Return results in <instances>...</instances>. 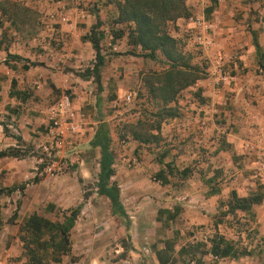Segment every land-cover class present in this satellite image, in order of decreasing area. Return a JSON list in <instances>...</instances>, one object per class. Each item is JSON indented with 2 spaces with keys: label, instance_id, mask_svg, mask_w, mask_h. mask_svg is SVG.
Returning a JSON list of instances; mask_svg holds the SVG:
<instances>
[{
  "label": "crops",
  "instance_id": "0c3cea01",
  "mask_svg": "<svg viewBox=\"0 0 264 264\" xmlns=\"http://www.w3.org/2000/svg\"><path fill=\"white\" fill-rule=\"evenodd\" d=\"M51 2L52 0L41 2L0 0V152L17 147L15 137H19L22 141L19 149L26 153L19 159L0 157V190H5L4 193H0V264H32L21 240L24 237L21 228L30 216L36 214L50 221L51 217L55 216L56 210H70V207H61L60 188L50 189L43 194L38 191L45 185V181L34 182L37 178L35 169L39 166L40 158L31 154L44 145L50 110L60 93L67 89L72 90L75 95L74 106L77 110L88 105L93 106L92 112L95 118L87 119L84 132L82 131L72 143L75 144L77 140L79 143H89V148L96 153L97 180L100 150L92 148L90 144L100 124L104 123L108 128L110 146L115 156L113 165L115 174L111 182L116 183L119 188L120 202L127 218L112 215L109 201L101 197L104 200L100 202L106 204L104 212L109 214V217H105L106 219H119L122 223L124 219L134 218L135 230L134 233H129L132 242L140 236L151 242V237L155 234L150 225L154 223L158 227L167 226L168 223L171 225L179 219L178 217L190 213H193L194 217L189 219L191 223L189 225L211 224L213 228L215 214L217 216L219 208L229 200L230 193L236 192L230 183H228L229 186L226 183L221 185L224 188L222 191L217 186L219 190L213 196H208L209 192L204 194L201 186L199 189L196 188L195 192L187 189L182 192L162 190L151 193L143 190L148 183L147 176L143 173L148 171V158L153 159L155 156L158 157L157 173L161 169L165 170L166 165L173 167V163H177L178 159L186 163H202V165L213 163L226 167L254 166L257 160H260L259 154L264 152V81L262 80L261 84L259 110L240 115L237 121L238 116L225 113L223 117L228 121L226 128L216 126V107L214 106L216 97L213 96L212 89L216 83V64L219 62L217 61L219 56L222 58L230 54L240 55V60H244V67L264 70V0H185L190 14H203L212 24L209 37L213 41V46L208 50L194 49L196 53H192L191 56H195L197 65L208 59L214 71L213 76L206 80H199L196 85L190 87L192 90L196 89L197 96L211 98L210 100L200 99L201 103L195 101L196 97L188 93L189 88L182 91L176 99V104L171 105L176 106L179 116L162 123L160 139L156 144L145 145L131 140L125 144L120 143L122 145L119 149H116L114 136L109 131L108 125V121L115 116L105 118L104 107L108 106L109 102L115 103V99H122L134 88L140 89L147 100L142 77L149 71L162 72L167 66L161 62L160 55L157 61H152L128 54L127 52L132 50L139 54L140 50L128 45L126 33L121 38L112 40L110 31L122 28L114 25L113 22L117 17L115 1L55 0L56 7H60L62 12L68 14L72 13L71 10L79 3L87 10L88 16L75 28L70 25L55 26L53 38L44 19L46 14L53 11L54 6ZM11 5L20 6L28 12L22 11L21 14L9 18ZM96 15L102 23L101 30L105 33L101 42V54L104 57L101 68V93L97 92L96 84L91 77L82 79L79 76L83 71L82 67L88 68L94 62L95 52L84 38L95 24ZM191 27L187 19H178L174 24L169 25V32L179 44L185 43L184 38ZM254 39L259 46V53L254 46ZM187 49L181 48L183 53L193 52ZM87 112L86 114L89 115ZM85 132L87 137L81 142ZM152 133L157 134V131ZM136 149L141 153L142 149H148L152 154L144 156L146 160L137 165L138 174L126 176L122 170L124 164L131 160L124 155L129 152L134 153ZM176 150L179 154L174 156ZM191 153H193L192 157ZM120 155L123 159L121 157L117 159ZM188 167L186 165L185 168ZM170 175L172 174L165 171L163 176L168 182L162 184L157 179L159 183L157 185H169ZM191 175L183 178L178 174L181 183H193L199 180L200 176ZM220 175V171L216 170V181H219ZM210 178H214V174L204 178L206 184ZM261 180L264 185V177ZM124 182L133 184V188L131 185L125 194L120 190V184ZM21 185L24 187L22 192L18 190ZM227 191H229L228 195H224ZM256 192L262 195L261 203L251 208L250 215L241 213L251 217L256 227L255 242L248 238L244 240L245 244L242 245L244 247L240 246L251 251V254L236 260L219 258L216 261L210 256H204L203 264H209L206 261H210L211 264H264V188L260 191L253 190L243 196H239L237 192L236 194L238 197H247ZM95 195L98 196L97 193ZM16 199L20 202L16 203ZM224 199L227 201L224 202ZM126 201L131 203V207L129 206L131 211L127 210ZM86 210L87 206L84 209L81 207L79 216L69 233L70 252L62 255L59 262L49 260L43 261V264H99L101 259L97 260L95 256L93 257L92 248H89L92 244L88 241L92 239L89 231L94 225L91 222L82 223ZM97 212L99 211L95 210L94 218H99ZM14 214H16L15 218H13ZM99 214L102 215L100 212ZM131 214L134 216L130 217ZM227 218H222V222H219L216 217L217 227L224 228V232L229 230L224 221ZM109 228L108 226L104 228L101 237L107 239L113 235L108 232ZM170 232L168 238L172 239L164 240L161 248L156 249L152 255H149L150 249L144 250L152 263L161 264L156 255L157 252H166L165 255L172 256L173 264H186L188 261L186 257L181 259L178 251L191 242L186 240L178 246L174 240L179 234L183 235V231L175 232L171 229ZM124 236L125 228L118 229L116 235H113V237ZM166 242L173 243L172 251L164 250ZM237 245L239 246L238 243ZM78 251L80 252L77 254ZM74 254L81 257L78 262L71 260V255Z\"/></svg>",
  "mask_w": 264,
  "mask_h": 264
},
{
  "label": "rangeland",
  "instance_id": "374dc122",
  "mask_svg": "<svg viewBox=\"0 0 264 264\" xmlns=\"http://www.w3.org/2000/svg\"><path fill=\"white\" fill-rule=\"evenodd\" d=\"M112 1H115L117 3L120 0H112ZM92 8L94 9L96 7H92ZM115 30L117 29L115 28ZM184 39L186 42L185 43L180 42L179 44L181 48L184 47V48H188L187 50H192L193 52L187 51L189 56H191L192 53H196L194 49H197L198 46L192 41L191 37L187 35ZM191 58H192L191 59L192 64H196L198 62L196 61L195 56L194 57L191 56ZM218 58L219 59L217 61L219 62L216 64V83L213 86L212 91L214 90L213 96L216 97V104L214 105L216 107V113H215L216 126L217 127L219 126L221 128H226L228 126V121H226V119H224L223 117L225 113H230L231 115L234 114L235 117L238 116V118H236L237 121L240 119V115H245L248 112H256L259 110L261 105L259 98L262 94L261 84H262V80L264 81V70H261L260 68L253 69L251 67H244L243 66L244 60L243 61L240 60V55L230 54L226 57L221 58L219 56ZM198 66L201 69L200 71H202L203 79L206 80L213 76L214 71L212 70V65L210 64L208 59H205V61L201 62V64ZM85 69L86 68L82 67L81 70H85ZM144 76L142 77V79L144 78ZM190 89L191 88H189L188 93L196 97L195 99L197 100L195 101L202 103L201 101L202 99L210 100L211 98V97L208 98V97L197 96L196 89L195 90L192 89L190 90ZM133 90L136 92L138 90V93L136 100L132 104L125 105L120 101L121 99L119 100L115 99V102H117V104L114 103L110 104L111 102H109L108 103L109 107L108 106L104 107L105 118L109 116H115L112 120L108 121L109 122L108 125H109V131L112 132L114 136V144H116V149H119L120 145L131 141L130 136L127 133L126 126H128L129 124H135L138 120L149 123L151 120H153L151 116L155 113L157 108L155 103L153 102L150 103L145 99L140 89L134 88ZM58 97L56 98V100L58 99ZM72 98L73 99L75 98L74 94L72 95ZM92 107H93L92 105H88L87 107L84 108L82 107L80 108V112L84 113L87 119L88 118L94 119L95 117L93 116ZM86 112L90 116L87 115ZM166 122H168V120L165 121V123ZM46 132L47 130L45 131V133ZM121 136H123V138H121ZM86 137H87V133L85 132L83 137L81 138V142L82 139ZM45 144H47V135H46V141H44V145ZM137 150L138 149H136L134 153L129 152L127 155H124L126 158H129L131 160L128 161V163L124 164V168L122 170L123 174L126 176H133L138 174L139 169L137 168V165L143 160H146L144 156L148 154H152V152L148 151V149L146 150L142 149L143 150L142 153ZM59 151H61V155L60 157L56 158V161L60 163L66 162L68 164V167L62 173H60L58 176L54 178L48 176L37 177L39 182L45 181V185L40 187L38 191H40L43 194L44 192L50 189L52 190V189L60 188L61 207L64 208L70 207V209H75L81 206L84 209V207L87 206V210L84 213L85 216L84 221L82 223L86 224L87 222L88 223L91 222V224L94 225L93 228L89 231L90 238L92 239L91 240L89 239L88 241L89 244L90 243L92 244V246L90 245L89 248L90 249L92 248L93 257L95 256L97 260L101 259L98 262L99 264H154L150 261L148 254H146L144 250L146 248L150 249L149 255H152L156 249L161 248L162 242L164 240L172 239V238H168V235L171 234L170 232L171 229H173L175 232L176 231L180 232V230L183 231V235L179 234L178 236L175 237L174 241L178 244V246H180L181 243L186 240H188V242H193V241L206 242V239L208 237L211 238L213 236L214 231L212 229L211 224H208L207 226L189 225L191 224L189 219L191 217H194L193 213H190L188 215H183V217L182 216L178 217L179 219L178 220L176 219L171 225H169V223L167 224V226H162V227H158V225L155 223L153 225H150L155 236L158 237L156 238L155 236L153 237L152 235L151 242L148 240H144L142 236L138 237V239L132 242V237L130 236L129 233L130 232L131 234L134 233L135 219L134 218H131L129 220L124 219L122 223L121 221H119V219H114V220H108L109 218L106 219L105 217H109V214L104 212L105 211L104 207H106V204L100 202L101 200L104 199L95 195L96 180H97L96 177L97 166L95 163L96 153H94V151L89 148V143L86 142L79 143V141L77 140L75 144L73 143L65 144V146L63 148H60ZM177 153L179 154L178 150L175 151L174 156ZM31 154L38 156L40 159L45 158V156L42 154L40 150L37 151L34 150V152L33 153L31 152ZM155 154L157 155V152ZM121 155L118 156L117 159H120V157L123 159V156ZM192 155L193 153L190 154L191 157ZM157 159H158L157 156H155V158L153 159L148 158V162H149L147 165L148 171L143 173L144 175L147 176L146 178L148 181V183L143 187V190L151 193L162 190H172V191L182 192L187 189L194 190L195 192L196 188L199 189L201 186L204 190V194H206L207 192L210 191L211 188H216V184L214 185L206 184L204 178L206 176H212V174L216 175V170L220 171L221 175L218 178L219 181H215L214 183L221 182L220 184H218V187L221 191L224 189L223 186H221L224 185V183H226L227 185L228 183H230L232 188L236 190L239 196L249 194L253 190L260 191L262 188H264L261 177L258 176L259 160H257V164L255 163L254 166L245 167L243 165L242 166L236 165L233 167H226L213 163H211L210 165H207L206 163L204 165H202V163L199 164L186 163L185 161L182 162L179 161L178 159L177 163H173L174 164L173 168H175V170H182L183 168L186 167V165H188L189 168L191 169L192 175L200 176L198 178L199 180L194 181L193 183H181V178L178 176L177 172L175 171V173L170 175L171 181L169 185L159 186L157 185L159 184L157 183L158 178H156L157 169L159 168L156 167ZM166 159L168 160V158ZM40 166L41 165H39V167ZM120 185H121L120 190L123 192V194L128 192L131 185H132L131 188H133V184L130 183L127 184L126 182ZM228 192L229 191H227V193L225 192L224 195H228ZM15 201L16 203L20 202V200L18 199H16ZM225 201H227V199H224V202ZM129 206L131 207V203L129 201H126L127 210H130ZM59 210L60 211L56 210L55 216L51 217L50 221H54V222L62 221L63 213L66 210L64 211L62 209ZM95 210H98L100 213H102V215H100L99 212H97L99 218L96 217L94 218L93 214ZM222 210L223 208L221 209V211ZM132 214L129 216L130 217L134 216ZM224 221L226 222L225 225H227V228L229 230L224 232V228L221 229L218 228L219 233L221 235L224 234L223 236H225V238H227L228 240L237 242L239 244L238 247L240 246L244 247L242 246L245 244L244 240L248 238L255 242L254 238L256 234L255 232L256 227L251 217L244 216L241 213H237L236 217L233 218L228 217ZM146 225L149 226V224ZM106 226L110 227L108 229V232L113 235H116V231L118 229L125 228V236L113 237L112 235L107 239L101 237L102 231ZM149 232L152 234L150 230ZM69 245H70V240H69ZM68 250L70 252V246ZM79 252L80 251L76 253L78 254ZM39 253L42 254V252ZM64 255L65 254H63V256ZM61 256L62 255L59 252L53 253L50 249L48 253L43 254V260L45 262L49 260L56 261L58 258L60 259ZM71 256H72L71 257L72 261L78 262L79 259L81 258L80 256H77L75 254ZM171 258L172 256L169 258V260H171ZM206 262L211 264L210 261H206Z\"/></svg>",
  "mask_w": 264,
  "mask_h": 264
},
{
  "label": "trees",
  "instance_id": "16d2710c",
  "mask_svg": "<svg viewBox=\"0 0 264 264\" xmlns=\"http://www.w3.org/2000/svg\"><path fill=\"white\" fill-rule=\"evenodd\" d=\"M116 9L117 17L113 22L114 25L122 28L110 31L112 40L119 39L126 33L128 45L140 50L139 54L135 50L128 51V54L152 61H157L160 55L162 57L161 62L167 66L162 72L145 74L142 79L147 100L150 103H155L157 107V110L151 116L153 120L149 123L138 120L135 124L126 126L131 140L145 145L156 144L160 139L159 133L162 123L179 116L176 106L171 105L176 104V99L182 91L193 87L199 80L203 79L200 67L191 63V56L183 53L178 41L169 32L170 24H174L178 19L186 20L190 16V12L185 5V0H120L116 4ZM22 11L23 13L28 12L20 6L11 5L9 18L21 14ZM101 26L102 23L96 15L95 24L92 25L89 33L84 38L90 43L95 52L94 62L79 74L82 79L91 77L96 84L98 93L102 91L101 68L104 64V57L101 54V42L105 33L101 30ZM254 46L259 53V46L255 39ZM152 131H157V134H153ZM15 140L17 141V147L0 152V157L19 159L26 155L24 151L19 149L22 146L21 139L15 137ZM110 144L111 139L107 125L102 123L96 130L90 144L92 148H99L100 150L96 193L99 197L106 198L109 201L112 215L127 218L120 202L119 188L116 183L111 182V178L115 174L113 168L115 156ZM165 171L169 174L176 171L183 178L192 174L189 167L178 171L170 165H166L165 170L161 169L156 175L162 184L168 182L163 176ZM215 181V174L214 178L207 180L209 185L216 184V188H211L208 196L216 195L219 190L217 188L218 183H214ZM34 182L37 183L38 178H35ZM23 189V185L18 187L20 192ZM4 191V189H1L0 193H4ZM261 201L262 195L259 192L250 194L247 197H238L236 192L232 191L229 200L219 208L218 215L214 216L213 236L208 237L206 242L193 241L182 246L178 251L180 258H188L186 264H203L202 259L204 256H210L214 261L219 258L236 260L249 256L251 251L238 247L236 242L227 240L219 233L216 217L217 221L222 222V218H233L236 217L237 213L250 215L251 208L254 205H259ZM80 209L81 206L64 211L62 222H51L36 214L27 219L21 228V231L24 232V237L21 240L24 243L26 255L29 256L32 264H43V254L48 253L50 249L53 253L59 252L61 255L69 251V233L79 216ZM15 217L16 214L13 215V218ZM172 249L173 243L166 242L164 250L172 251ZM39 252H42V254ZM165 254L166 252H157L159 262L161 264H173L172 259L169 260L171 256ZM59 261L58 258L56 262Z\"/></svg>",
  "mask_w": 264,
  "mask_h": 264
},
{
  "label": "built area",
  "instance_id": "2783aa9c",
  "mask_svg": "<svg viewBox=\"0 0 264 264\" xmlns=\"http://www.w3.org/2000/svg\"><path fill=\"white\" fill-rule=\"evenodd\" d=\"M35 1L41 2L42 0ZM51 4L54 6L52 7L53 11L46 14L44 19L52 38L54 36L55 26L70 25L72 28H75L82 24L88 16L87 10L79 3L75 5L71 10L72 13L69 14L62 12L60 7H56L55 0H52ZM187 22L192 26L188 31V35L199 49L208 50L213 46V41L209 37L212 31V24L205 19L203 14H191L187 18ZM72 95L73 93L70 89L61 92L50 110L49 124L46 132L47 144L38 148L45 158L39 160L41 167L38 166L35 169L37 177L48 176L54 178L68 167L66 162L60 163L56 161V158L61 155V151L59 150L65 144L75 142L87 125L86 115L81 113L80 109L76 110ZM136 98L137 92L132 90L125 94L120 101L128 105L132 104ZM114 104H117V102ZM259 155L258 176L263 178L264 152H261Z\"/></svg>",
  "mask_w": 264,
  "mask_h": 264
}]
</instances>
